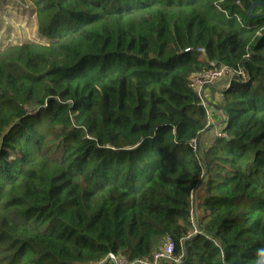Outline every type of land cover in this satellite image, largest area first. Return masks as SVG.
Listing matches in <instances>:
<instances>
[{
	"label": "trees",
	"instance_id": "1",
	"mask_svg": "<svg viewBox=\"0 0 264 264\" xmlns=\"http://www.w3.org/2000/svg\"><path fill=\"white\" fill-rule=\"evenodd\" d=\"M9 1L40 38L0 49V264H255L264 0Z\"/></svg>",
	"mask_w": 264,
	"mask_h": 264
},
{
	"label": "rangeland",
	"instance_id": "2",
	"mask_svg": "<svg viewBox=\"0 0 264 264\" xmlns=\"http://www.w3.org/2000/svg\"><path fill=\"white\" fill-rule=\"evenodd\" d=\"M30 13L31 10L26 5L14 4L9 0H0V49L8 43H20L27 39L39 40L40 35L36 31L34 17ZM220 80L222 85L219 86V89H222L228 84L230 73H227ZM218 97L219 95L215 94L214 100ZM215 114L214 117L209 118V122L213 126L212 130L203 137L204 142L219 134V121L224 118L219 112ZM167 242H164L162 248L166 246ZM105 264L110 263L106 261Z\"/></svg>",
	"mask_w": 264,
	"mask_h": 264
},
{
	"label": "built area",
	"instance_id": "3",
	"mask_svg": "<svg viewBox=\"0 0 264 264\" xmlns=\"http://www.w3.org/2000/svg\"><path fill=\"white\" fill-rule=\"evenodd\" d=\"M227 73H230L231 77L236 73H240V71H230L227 67L221 66L212 68L208 71L193 73L191 75L190 86L199 97L200 103L205 108L209 118L211 117V112L213 111L212 102L214 100V97H211L210 95L209 89L210 87H214L217 81H219ZM194 149H196V144H194ZM172 249V242H167L166 246L154 255L153 262L142 260L130 262L123 256L112 253L108 255L107 262L110 264H157L161 258H169L172 253Z\"/></svg>",
	"mask_w": 264,
	"mask_h": 264
},
{
	"label": "clouds",
	"instance_id": "4",
	"mask_svg": "<svg viewBox=\"0 0 264 264\" xmlns=\"http://www.w3.org/2000/svg\"><path fill=\"white\" fill-rule=\"evenodd\" d=\"M256 261H255V264H264V246L262 247H259L257 250H256Z\"/></svg>",
	"mask_w": 264,
	"mask_h": 264
},
{
	"label": "crops",
	"instance_id": "5",
	"mask_svg": "<svg viewBox=\"0 0 264 264\" xmlns=\"http://www.w3.org/2000/svg\"><path fill=\"white\" fill-rule=\"evenodd\" d=\"M221 80L214 85V87H210L209 91H210V95L211 97H214L215 94H218V89H219V86H221L222 84L220 83ZM220 90V89H219Z\"/></svg>",
	"mask_w": 264,
	"mask_h": 264
},
{
	"label": "water",
	"instance_id": "6",
	"mask_svg": "<svg viewBox=\"0 0 264 264\" xmlns=\"http://www.w3.org/2000/svg\"><path fill=\"white\" fill-rule=\"evenodd\" d=\"M261 5L264 7V2H262Z\"/></svg>",
	"mask_w": 264,
	"mask_h": 264
}]
</instances>
